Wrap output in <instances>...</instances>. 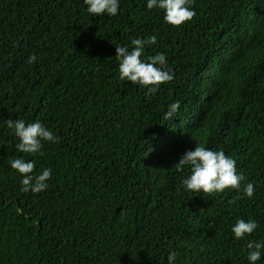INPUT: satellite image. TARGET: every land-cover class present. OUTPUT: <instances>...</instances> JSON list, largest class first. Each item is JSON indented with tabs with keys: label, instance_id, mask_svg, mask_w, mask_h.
Instances as JSON below:
<instances>
[{
	"label": "trees",
	"instance_id": "1",
	"mask_svg": "<svg viewBox=\"0 0 264 264\" xmlns=\"http://www.w3.org/2000/svg\"><path fill=\"white\" fill-rule=\"evenodd\" d=\"M146 4L97 17L83 0H0V264H249L264 241V0H194L180 26ZM151 35L144 56L174 78L150 95L119 79L116 47ZM9 119L59 143L20 152ZM194 146L235 159L241 190H185L175 164ZM17 158L52 169L49 188L21 192ZM238 219L258 228L235 240Z\"/></svg>",
	"mask_w": 264,
	"mask_h": 264
},
{
	"label": "clouds",
	"instance_id": "2",
	"mask_svg": "<svg viewBox=\"0 0 264 264\" xmlns=\"http://www.w3.org/2000/svg\"><path fill=\"white\" fill-rule=\"evenodd\" d=\"M83 2L87 6V12L97 17L116 16L120 8V0H83ZM193 2L194 0H147L146 7L149 10L153 8L162 10L166 23L180 26L194 17ZM155 44H157V36L151 35L144 39L132 40L131 50L127 45L116 47V57L120 61L119 79L146 87L150 95L155 94L160 85L174 78L171 70L167 68L164 53L144 56L146 46ZM36 62L35 54L27 59L29 65ZM179 108V101L171 103L165 119H171ZM6 125L11 130V134L18 139L16 148L20 152L43 155L42 149L45 142L59 143V137L39 120L26 123L23 119H9ZM35 166V160L26 162L24 158H17L10 161V167L22 176L20 191L23 193L38 194L49 188L48 181L51 179L52 169H42L41 173L36 175L34 174ZM175 168L181 173L185 169L190 171V174L182 180V186L192 193L203 192L211 195L222 193L226 189L240 191L242 182L245 181L243 173L237 171L235 159L227 156L223 151L211 150L204 146H194L186 150L175 164ZM254 191L255 186L252 183L243 184V195L252 198ZM257 228L258 223L254 219H249L247 222L244 219H238L231 228L233 239H245ZM247 248L249 264H256L261 260L264 253V241H249ZM175 260L176 254L169 252L167 264H175Z\"/></svg>",
	"mask_w": 264,
	"mask_h": 264
}]
</instances>
